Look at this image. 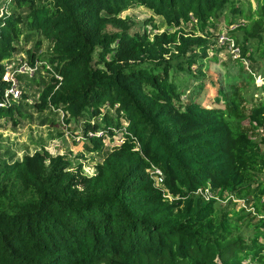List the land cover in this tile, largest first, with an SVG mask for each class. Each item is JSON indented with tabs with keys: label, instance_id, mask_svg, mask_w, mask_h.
<instances>
[{
	"label": "trees",
	"instance_id": "1",
	"mask_svg": "<svg viewBox=\"0 0 264 264\" xmlns=\"http://www.w3.org/2000/svg\"><path fill=\"white\" fill-rule=\"evenodd\" d=\"M243 1L0 0V101L4 60L26 55L38 69L18 77L39 86L34 100L26 88L0 106V120L64 114L92 152L106 150L94 174L46 149L0 157V264H264V218L217 206L248 194L264 212V150L235 99L232 111L184 102L171 77H205L202 63L226 48L210 29L226 26L261 62L250 81L264 91V0L254 11ZM135 5L163 24L121 16ZM247 120L264 126V102ZM206 187L219 199L197 194Z\"/></svg>",
	"mask_w": 264,
	"mask_h": 264
},
{
	"label": "rangeland",
	"instance_id": "2",
	"mask_svg": "<svg viewBox=\"0 0 264 264\" xmlns=\"http://www.w3.org/2000/svg\"><path fill=\"white\" fill-rule=\"evenodd\" d=\"M243 2L247 7V0ZM250 2L252 11H254L257 8V3L255 0H250ZM121 16L130 17L132 20L140 22L152 17L154 18L153 22L146 26L149 30H152L153 23L163 24L162 17L154 16L152 11L142 6H131ZM165 29L166 25H163L160 32ZM187 30L191 32L194 30L196 33L202 34L192 24L188 25ZM155 31L159 32L158 30ZM210 31L218 40L222 34L225 35V40H220L221 43H219L225 45L226 48L218 53V59H213L214 53L210 52L211 58L202 63L205 77H197V75L194 76L187 71H173L171 77L179 86L184 102L192 99L207 107H221L232 111L233 105L230 101L235 99L239 106L236 116L244 119V127L250 131L253 138L260 143L264 150V126L254 128L249 125L247 120L252 108L264 102V91L255 89L254 84L250 81L251 74L255 73L261 62H253L252 65L251 61L237 51L234 43L228 40L230 30L226 26H223L219 31L214 29H210ZM46 44L48 45V42ZM24 58L26 55L23 54L3 62L10 67H15V64L26 61ZM147 64L148 62L145 63V65ZM192 70L197 72V65ZM256 77V84L259 86L263 84L262 77L259 75ZM26 79L19 78L20 90L25 92L28 88V94L34 100L38 97L39 86L36 82ZM220 90L228 95L227 99L217 100L222 98ZM22 94L19 100L22 98ZM28 109L33 112V118H22L17 125L12 120H6V118L0 120V157L2 159L17 160L26 154H34L36 151L46 149L53 155H64L71 164L70 169L82 165L85 173L94 174L96 172L97 165L105 158L106 150L92 152L89 149L91 143L83 136L81 124L73 122L67 124L63 114L55 116L51 112L37 113L32 108ZM47 116H54V123H42V120ZM230 202L236 206L237 210L245 209L246 213H250L249 219L261 214L256 209L252 197L248 194H244L240 198L227 197L219 201L217 206L224 210ZM254 220L256 222V219Z\"/></svg>",
	"mask_w": 264,
	"mask_h": 264
},
{
	"label": "built area",
	"instance_id": "3",
	"mask_svg": "<svg viewBox=\"0 0 264 264\" xmlns=\"http://www.w3.org/2000/svg\"><path fill=\"white\" fill-rule=\"evenodd\" d=\"M235 26H232L234 28ZM225 35H221L219 38V42L225 40ZM228 40L232 41L234 43V46L237 48V51L241 53L240 48L237 46L235 41L228 36ZM221 43V42H220ZM223 44V43H222ZM38 69L37 64L32 65L28 61H21L16 65L15 67H10L7 65L6 71L3 74V79L4 81L9 83V87L6 89L5 94L3 99L0 101V106H3L5 104H9L12 101L19 100L21 97L22 91L20 90V85H19V75L20 74H28V75H34L36 70ZM60 79L61 77L58 76ZM263 80V79H262ZM64 116V114H63ZM102 132L98 133V136L101 135ZM90 135H93V133H90ZM151 173L156 180L157 184H161L164 179V175L162 170L159 167L153 166L151 169ZM197 194L202 195L206 200H210L212 198L214 199H219L215 194L211 191L210 188H200L197 191ZM259 218H264V213H261L258 215Z\"/></svg>",
	"mask_w": 264,
	"mask_h": 264
}]
</instances>
